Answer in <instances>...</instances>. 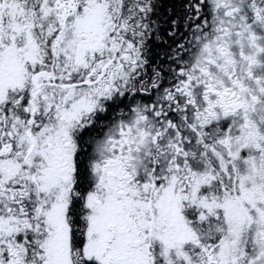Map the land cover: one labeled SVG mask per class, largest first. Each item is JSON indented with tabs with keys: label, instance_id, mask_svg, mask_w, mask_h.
Here are the masks:
<instances>
[{
	"label": "snow or ice",
	"instance_id": "6c2138e0",
	"mask_svg": "<svg viewBox=\"0 0 264 264\" xmlns=\"http://www.w3.org/2000/svg\"><path fill=\"white\" fill-rule=\"evenodd\" d=\"M0 264H264V0H0Z\"/></svg>",
	"mask_w": 264,
	"mask_h": 264
}]
</instances>
